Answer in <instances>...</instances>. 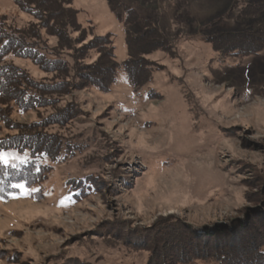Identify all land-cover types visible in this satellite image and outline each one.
Instances as JSON below:
<instances>
[{
    "label": "rangeland",
    "instance_id": "rangeland-1",
    "mask_svg": "<svg viewBox=\"0 0 264 264\" xmlns=\"http://www.w3.org/2000/svg\"><path fill=\"white\" fill-rule=\"evenodd\" d=\"M119 2L117 9L113 0H73L85 31L69 35L72 49L41 29L39 48L53 68L4 58L33 83L58 91L43 95V106L0 107L10 124L0 123V139L39 132L59 148L41 159L40 173L0 196V264H144L147 250L120 241L128 230L146 235L143 244L164 230L172 247L174 228L182 241L194 242L190 228L203 232V245L238 247L264 221V48L217 61L205 41L251 30L256 21L264 25V0ZM253 5L261 8L258 16H238ZM130 8L152 17L172 55L147 56L156 70L139 91L121 69L109 90L78 87L74 72L94 75L98 53L73 56L93 36L110 34L116 61L126 58V29L141 30L138 22L125 23ZM3 15L17 27L34 21L12 0H0ZM26 155L7 150L2 159L22 163Z\"/></svg>",
    "mask_w": 264,
    "mask_h": 264
},
{
    "label": "trees",
    "instance_id": "trees-1",
    "mask_svg": "<svg viewBox=\"0 0 264 264\" xmlns=\"http://www.w3.org/2000/svg\"><path fill=\"white\" fill-rule=\"evenodd\" d=\"M113 1L114 8L122 7L123 4L119 0ZM12 2L21 11L29 14L34 21H29L22 27H17L7 24L4 15L0 16V107L14 105L22 110L31 109L33 106L42 105L41 102H44L43 95L58 91L57 85L49 86L33 83L19 69L6 63L4 58L11 54L17 57L30 58L42 67L53 68V61L47 60L39 48L42 40L41 29L57 39L58 47L66 49H72L75 43V39H72L69 35L73 32L82 34L85 30L78 21V10L73 7V0H12ZM260 10L259 6H246L240 10L238 16L256 17ZM124 12L126 24L132 25L138 22L141 27V30L136 33L126 29V58L122 62L116 61L110 34L93 36L83 54L79 53L73 56L76 59L84 58L85 53L93 49L98 53L93 65L94 75L89 74L87 76L85 74L81 76L78 71L74 72L73 77H76L78 87L95 85L100 90H109L116 80L118 70L121 69L131 88L134 91H139L152 82L156 70V65L147 56L159 51H166L172 55L173 50L169 41L155 25L152 17H140L138 12L132 8L126 9ZM205 41L215 53L214 58L217 61H223L231 56L240 57L257 54L264 48V25L256 21L251 30L221 32L205 37ZM1 112L2 110H0V123L9 127L7 114ZM38 127H42V125ZM52 141L50 137L39 132L33 134L20 132L14 136L0 139V196L6 194L7 191L13 192L11 189L13 184L21 183L25 185L29 178L28 175L40 173L39 170L45 166V164L40 163L41 159L43 157L51 159L53 156L51 152L58 153L59 145L57 143L53 144ZM52 145H54L53 148ZM7 150H16L19 153L27 152L25 156L27 161L24 160L20 163L19 161L9 160L5 163L2 155ZM78 189H70L69 191L77 193ZM168 223L170 225L177 223L176 218H170ZM261 224L254 229L256 234H253L249 240H245L244 244L238 247L220 246L217 242L211 246L206 245V242H204L203 245L202 241L199 240L203 236V232L195 234L190 228L186 229L187 235L191 233L194 242L182 241L179 229L174 228L173 238L177 237V241L172 247L166 244L167 237L164 230L160 234H155V237L148 239L143 244L142 241L147 236L145 235L142 240L134 228L128 230L130 232H126V237L131 234L129 238L125 237L124 240L121 239L120 241L131 245V247L133 245V247L137 246L134 248L147 250L148 258L144 264H191L198 260L210 264H264V221ZM165 231L170 232L168 228ZM225 231L230 230L225 229ZM239 231L246 232L243 228H240ZM164 237L165 239H163ZM185 243L188 244L185 245ZM62 264L87 263L71 260L69 263L63 261Z\"/></svg>",
    "mask_w": 264,
    "mask_h": 264
},
{
    "label": "snow or ice",
    "instance_id": "snow-or-ice-1",
    "mask_svg": "<svg viewBox=\"0 0 264 264\" xmlns=\"http://www.w3.org/2000/svg\"><path fill=\"white\" fill-rule=\"evenodd\" d=\"M5 159V163L7 162L6 158ZM16 187H23V185H16Z\"/></svg>",
    "mask_w": 264,
    "mask_h": 264
}]
</instances>
